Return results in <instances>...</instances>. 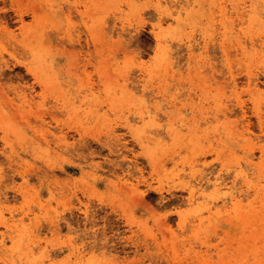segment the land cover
<instances>
[{
  "label": "rangeland",
  "instance_id": "rangeland-1",
  "mask_svg": "<svg viewBox=\"0 0 264 264\" xmlns=\"http://www.w3.org/2000/svg\"><path fill=\"white\" fill-rule=\"evenodd\" d=\"M0 264H264V0H0Z\"/></svg>",
  "mask_w": 264,
  "mask_h": 264
},
{
  "label": "bare ground",
  "instance_id": "bare-ground-1",
  "mask_svg": "<svg viewBox=\"0 0 264 264\" xmlns=\"http://www.w3.org/2000/svg\"><path fill=\"white\" fill-rule=\"evenodd\" d=\"M178 12H180V10L178 11ZM212 184L214 185V187H215V190H219L220 189V187H221V183L218 181V179H215L213 182H212ZM193 192V191H192ZM192 195V194H191ZM229 197V199H233L234 198V196H232V195H230V196H228Z\"/></svg>",
  "mask_w": 264,
  "mask_h": 264
}]
</instances>
